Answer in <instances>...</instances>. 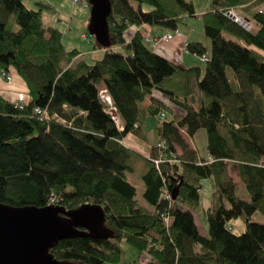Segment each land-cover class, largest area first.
<instances>
[{"label": "trees", "instance_id": "trees-1", "mask_svg": "<svg viewBox=\"0 0 264 264\" xmlns=\"http://www.w3.org/2000/svg\"><path fill=\"white\" fill-rule=\"evenodd\" d=\"M110 2V45L95 42L104 55L72 62L79 51L68 50L62 31L44 23V1L27 7L24 0H0V76L7 79L15 69L30 95L24 102L0 94V203L101 205L107 236L59 240L50 249L59 261L124 264L119 241L125 240L149 264H264V223L252 220L264 214V0L210 1L201 15L210 48L202 41L186 44L203 67H183L157 54L140 29L127 38L131 27L142 25L178 30L197 17L193 0ZM230 8L249 13L255 29L229 17ZM151 96L152 104L143 106ZM145 114L155 120L168 157L179 148L182 154L160 169L150 160L141 204L126 173L134 152L121 140L130 132L142 136ZM199 129L206 130L211 160L185 137ZM158 155L156 144L152 157ZM230 163L239 165L246 195L237 191ZM210 177L215 188L204 209L203 235L192 210ZM239 218L243 229L235 233Z\"/></svg>", "mask_w": 264, "mask_h": 264}, {"label": "water", "instance_id": "water-1", "mask_svg": "<svg viewBox=\"0 0 264 264\" xmlns=\"http://www.w3.org/2000/svg\"><path fill=\"white\" fill-rule=\"evenodd\" d=\"M88 1L91 4L89 33L101 45L109 46L111 2ZM178 190L177 186L172 191L174 200ZM105 214L101 205L88 202L74 209L59 204L15 207L0 203V264H77L57 260L50 249L61 239L83 233L106 237Z\"/></svg>", "mask_w": 264, "mask_h": 264}, {"label": "crops", "instance_id": "crops-1", "mask_svg": "<svg viewBox=\"0 0 264 264\" xmlns=\"http://www.w3.org/2000/svg\"><path fill=\"white\" fill-rule=\"evenodd\" d=\"M36 2H38V1H34V4H36ZM44 2L48 6V8H46V10H45V12H46L45 17H44V11H43L44 23L48 26L58 28L59 30L62 31V42L64 43L65 47L68 50L76 49L79 51V53L75 57H73L72 62H76L79 59L88 58V57L90 58V60L100 59L104 55L105 49L96 46L95 37L92 34H90V33L88 34L86 32L81 33V35H80L81 40H86L85 38L89 39L90 35L93 36L95 39L93 43H90V42L88 43V46H87L88 48H85L82 51L76 46L68 47L66 45V43L64 42V39H65L64 33L67 32L69 29H71L70 28L71 25L69 24V22L66 21V23H68V26L66 25V23H65V25L69 28L65 27L64 30H62V28L57 25V20H62V18L67 15L65 10L61 9L62 6L60 4L62 2L60 4H59L60 0H45ZM25 5L27 6L26 3H25ZM76 6H78V5H76ZM74 7L75 6H73V8ZM86 7L88 8V6L79 8L77 10L78 14L83 15ZM262 8L264 9V5L262 6ZM90 9H91V7H90ZM195 9H196V7H195ZM75 10H76V7L74 10H72L70 12V15L72 17L74 16ZM208 10H209V8H208ZM208 10H200L199 12L196 10V15H197L196 18H201V15ZM201 20H202V18H201ZM184 25H188V22H187V24H184ZM143 26H145V25H143ZM141 28L142 29H140V27L139 28L131 27L128 30L127 38L131 37V35L133 33H135L138 29H140L142 31L149 32L150 34L147 33L146 37L148 39H150L151 44L154 48V51L157 54L167 58L168 60L176 61L180 66H183V67H192V66L203 67V65H202V63H204L203 59L200 58L199 56L195 55V54L188 52L186 49V44L189 41H202L206 44L207 47H209L208 46V37L204 33L203 21H202V28L200 30H196V32L198 34L197 38H191V34L189 31L192 29V27H189L187 31H185V30L182 31L181 27H179L178 30H176V31H171V30L164 29V28L157 26V25H146L145 27L141 26ZM193 30L194 29H192V31ZM88 32H89V30H88ZM167 33L172 35L171 38H169L167 40L162 39L161 37ZM152 36L155 38L157 37L159 39H154L155 41L157 40L156 42H154V40L152 39ZM10 75L12 76L11 83H7L0 76V94L8 100H17L18 95H22V97H20L19 99L20 100L24 99V100L28 101L30 99L29 90H28V86L25 83V81L23 80V78L18 74V72L15 69H11ZM152 97L153 96L147 97L145 99V101H143V106L147 107L150 104H152L151 103ZM151 126L154 129L153 135H150V133H149ZM141 132H142V136L136 135V134L130 132L124 136V138L121 140V142L125 146L130 148L136 156L141 157L143 160H145L147 162V164H148L147 169H146V171H147L149 168V165H150V156H152L155 145L157 144V146H158V143L162 140H160L158 142L159 137H158V134L155 130V120L150 115L145 114L144 124H143V127L141 129ZM185 137H186L189 145L193 149H196L198 151L200 157L201 156L208 157L210 155L208 152V149H207V153H201L199 151V148L196 145H194L193 143H191L192 141L189 140V139H191L190 136H188L186 134ZM206 147H207V145H206ZM228 167H229L228 168L229 169V175L232 177V179L234 180V182L237 185V191L242 195H246L244 193V190H243V184H242V180H241V176H240V172H239V165L237 163H230ZM205 180H210V179L208 178ZM239 188H241V190ZM143 189H145L144 183H143ZM209 203H210V201H209ZM192 211L194 213V210H192ZM194 218H195V214H194ZM195 222L198 226V222H197L196 218H195ZM198 229L201 232V234H203V235L207 234V228H204L203 231H201L199 226H198ZM242 229H243V227H242ZM123 250H124V248H123ZM130 250H131L130 259L127 260L125 258L124 264H149V260L144 255V253H141L139 250L137 252H134L132 249H130ZM124 253H125V250H124ZM138 257H139V261H138ZM140 258H142V262L140 261ZM104 264H114V263H104Z\"/></svg>", "mask_w": 264, "mask_h": 264}, {"label": "rangeland", "instance_id": "rangeland-1", "mask_svg": "<svg viewBox=\"0 0 264 264\" xmlns=\"http://www.w3.org/2000/svg\"><path fill=\"white\" fill-rule=\"evenodd\" d=\"M34 1H45V0H24V3L27 4L28 7H33L35 6ZM60 0L59 4L62 6L61 9L65 10V12L67 13L66 16H64L62 18V20H57V25L60 26L62 28V30L66 28L68 26V23L71 25V29H69L67 32H65L64 34V42L66 43V45L68 47H73L76 46L78 47L80 50H84L85 48H88V43H93L94 42V37L90 35V38L86 40H81L80 39V35L82 32H86L89 34L88 32V26L90 24V17H91V9L90 6L88 5L87 0ZM196 10L199 12L200 10H208L209 8V4L211 0H193ZM80 4V5H79ZM76 7V10L74 12V16L72 17L70 15V12L72 10L75 9V7L73 8V6ZM78 5V6H76ZM88 6V8H85V12L83 15L78 14L77 10L79 8ZM263 6V4H262ZM234 9V8H230ZM46 10V9H45ZM44 10V17H45V12ZM236 14L237 16L240 18L241 22L240 24L245 27L247 30L250 29H255V22L253 21L251 15L247 12H244L242 10V8H236ZM52 14V13H51ZM48 17V16H47ZM188 25H181V30H185L187 31L189 27H192V29H194L192 31V29L189 31L191 34V38H197L198 34L196 32V30H200L202 28V20L201 18H196V17H189L187 19ZM66 23V25H65ZM146 26V25H145ZM142 25V27H145ZM140 29H142L140 27ZM146 34L149 32L144 31ZM150 34V33H149ZM148 34V35H149ZM165 35H170V34H165ZM163 35L161 38L165 39ZM147 36V35H146ZM172 36V35H170ZM171 38V37H170ZM152 39H159V38H155L152 36ZM169 39V38H168ZM150 41V39H148ZM167 40V39H165ZM157 41V40H156ZM154 40V42H156ZM151 42V41H150ZM210 39H208V46L210 47ZM88 59H90L88 57ZM202 65L204 66V63H202ZM204 72V71H203ZM7 83H11V81L4 79ZM22 97V95H18V98ZM24 102H26V100L22 99ZM154 129L151 126L150 129V135H153ZM191 138V137H190ZM190 141H192L191 143H193L194 145H196L199 148V151L201 153H207V135H206V130L205 129H199L197 132H195V135L193 136V138L189 139ZM182 154L181 149H178L177 155L173 157L172 161H181L180 157L178 155ZM178 156V157H177ZM130 165L132 167L131 170L127 171V177L128 179L134 183V185L137 188V198L139 200V202L141 204H143V202L145 201L143 199V179H142V175L144 174V172L147 169V162L145 160H143L141 157L136 156L135 154H132L131 158H130ZM210 180H203V188L201 189V203L198 205V207L196 209H194V214H195V218L198 222V226L200 228L201 231H203L204 228H207V220H206V215H205V207L208 205L209 201L211 200V194L213 189L215 188V183H214V179L213 177L209 178ZM241 190V188H239ZM54 200V199H53ZM252 220L253 221H257V222H261L264 223V214L260 213V212H256L253 216H252ZM233 225H234V232L235 233H239L242 230V227L244 225V221L243 219L239 218L233 221ZM120 245L122 248H124L125 250V258L127 260L130 259V254H131V250L132 249L134 252H137L138 249L135 248L134 246H132L131 244H129L127 241L125 240H121L119 241ZM138 261H139V257H138ZM140 261L142 262V258H140ZM129 262V261H128Z\"/></svg>", "mask_w": 264, "mask_h": 264}, {"label": "built area", "instance_id": "built-area-1", "mask_svg": "<svg viewBox=\"0 0 264 264\" xmlns=\"http://www.w3.org/2000/svg\"><path fill=\"white\" fill-rule=\"evenodd\" d=\"M236 11L237 10L235 8L234 9H231V10L229 9L228 11H226V14L229 17H231L234 21H236V22H238L240 24L241 20L237 16ZM170 37H171L170 35H165L164 36L165 39H168ZM7 80L12 81V76L11 75L7 76ZM100 94H101L102 98L106 102H108V103L111 104V107L108 109L109 110L108 112L112 115V118L115 120V122H116L117 126L119 127V129L122 130L123 129L122 120H121L119 114L116 112L115 107L112 106L111 97H110L108 91L106 89H102L100 91ZM37 111L40 112L39 109ZM44 113H46V112H44ZM162 115H164V114H162ZM158 149H159V155L157 157L150 156V160L156 165V167L158 169H160V164L162 162L166 161L167 159H169L170 161H172L173 158H169L168 157V154L166 152V142L164 140H162V141H160L158 143ZM209 158H210V160L212 159V157H209ZM165 195H166L167 199L171 198L169 193L166 192ZM54 201L55 200L52 199V203ZM53 204H55V203H53Z\"/></svg>", "mask_w": 264, "mask_h": 264}, {"label": "bare ground", "instance_id": "bare-ground-1", "mask_svg": "<svg viewBox=\"0 0 264 264\" xmlns=\"http://www.w3.org/2000/svg\"><path fill=\"white\" fill-rule=\"evenodd\" d=\"M81 1V0H80ZM80 1H79V3H80ZM89 3V2H88ZM4 79V78H3ZM18 107V106H17Z\"/></svg>", "mask_w": 264, "mask_h": 264}]
</instances>
